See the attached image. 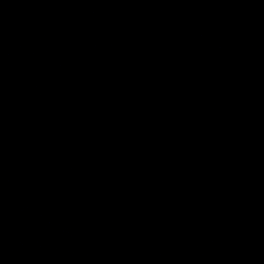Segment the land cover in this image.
<instances>
[{
	"label": "water",
	"instance_id": "1",
	"mask_svg": "<svg viewBox=\"0 0 264 264\" xmlns=\"http://www.w3.org/2000/svg\"><path fill=\"white\" fill-rule=\"evenodd\" d=\"M0 264H264V0H0Z\"/></svg>",
	"mask_w": 264,
	"mask_h": 264
}]
</instances>
